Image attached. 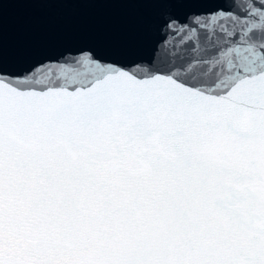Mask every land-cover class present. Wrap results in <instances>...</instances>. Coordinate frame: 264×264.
<instances>
[{
	"label": "snow or ice",
	"instance_id": "snow-or-ice-1",
	"mask_svg": "<svg viewBox=\"0 0 264 264\" xmlns=\"http://www.w3.org/2000/svg\"><path fill=\"white\" fill-rule=\"evenodd\" d=\"M141 2L147 58L0 46V264H264V0Z\"/></svg>",
	"mask_w": 264,
	"mask_h": 264
},
{
	"label": "water",
	"instance_id": "water-1",
	"mask_svg": "<svg viewBox=\"0 0 264 264\" xmlns=\"http://www.w3.org/2000/svg\"><path fill=\"white\" fill-rule=\"evenodd\" d=\"M156 14L141 0H13L0 16V46L9 68L81 47L109 60L147 58Z\"/></svg>",
	"mask_w": 264,
	"mask_h": 264
}]
</instances>
